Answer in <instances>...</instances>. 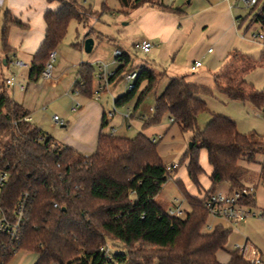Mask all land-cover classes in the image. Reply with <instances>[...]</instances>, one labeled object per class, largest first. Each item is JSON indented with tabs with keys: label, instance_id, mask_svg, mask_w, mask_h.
<instances>
[{
	"label": "trees",
	"instance_id": "1",
	"mask_svg": "<svg viewBox=\"0 0 264 264\" xmlns=\"http://www.w3.org/2000/svg\"><path fill=\"white\" fill-rule=\"evenodd\" d=\"M56 1L59 8L44 13L45 35L30 62L28 82L36 81L49 52L65 36L70 20L82 21L83 15L90 11L80 0ZM117 1L123 9L143 4L170 9L160 0ZM248 9L238 22L251 15L246 28L257 24L264 33V0H258ZM10 26L25 25L5 11L0 46L6 64ZM118 60L121 62L109 76V82L121 72L135 69L127 68L131 61L127 53L122 52ZM255 66L247 56L236 50L230 52L222 69L213 75L215 88L229 99L264 106V88L258 91L244 79ZM146 74L147 83L140 89L135 109L158 81L157 74L151 71ZM93 76L94 68L81 64L75 88L91 95ZM138 84L119 96L115 104L130 100ZM211 93V87L189 82L184 77H172L155 95L151 115L142 121L143 127H149L167 116L180 130L191 132V147L185 155L189 159L188 177L196 185L203 171L197 153L201 148L207 152L211 166L209 188L202 197L193 196L178 180L176 185L189 210L174 216L168 212L170 208L155 201L176 168L163 164L155 138L143 132L126 137L110 130L99 134L92 153L78 154L25 120L29 111L10 97L5 78L1 77L0 165L9 173L1 205L9 212L22 195L25 197L21 237L12 240L0 233V264H6L19 249L36 255L33 264H106L110 257H105L100 248L108 247V242L119 247L111 258L121 264H251L237 248H224L229 228L220 224L207 228L209 215L203 201L207 193L215 192L222 183L228 185V192L246 186L241 181L243 170L239 160L251 162L257 153L264 154V143L252 134L240 132L233 119L216 113L211 114L203 128L199 127L197 115L207 107L198 95ZM106 122L103 117L102 127ZM253 202L254 194L245 199L250 206ZM221 251L228 255L224 262L218 258Z\"/></svg>",
	"mask_w": 264,
	"mask_h": 264
},
{
	"label": "rangeland",
	"instance_id": "2",
	"mask_svg": "<svg viewBox=\"0 0 264 264\" xmlns=\"http://www.w3.org/2000/svg\"><path fill=\"white\" fill-rule=\"evenodd\" d=\"M160 1L174 10L178 9L186 12L196 24L185 44L182 45L175 55L172 54V58L167 62L154 55V49L144 56L141 55L136 47V44L144 36L141 26L137 23V11L143 6L146 7L145 4L127 9L124 12L117 0H80L85 9L90 10V14L86 12L83 15V21L87 19L86 22H80L76 19L70 20L65 36L56 47L58 53L53 62V71L66 70L72 76L75 74L76 68L80 66L79 63L81 61L91 60L97 54L100 61L108 62V71H110L114 66L111 62V50L116 46L123 48L130 55L132 61H136L135 67L138 69L146 68V65H148L147 68L161 69L158 66H164V63H166L164 66V78L145 96L136 109L134 108V103L139 95L140 87L133 92L130 100L123 104H114L115 98L117 99L127 92L122 79L123 72L108 85L106 83V90L98 94V99L105 110L115 107L114 117L107 122L109 127L111 126L110 123L114 124L111 126L115 130L114 134L119 133L122 136L133 137L137 132H143L151 138H156L157 151L163 164L169 167L176 165V168L172 170L170 177L163 184L161 192L155 197V201L164 208L179 206L181 209L188 211L189 206L183 199L176 182L179 180L187 192L193 196L202 197L204 195L210 186L208 175L211 172L206 150L201 148L197 153V160L203 171L199 176V185H196L188 177L187 164L189 159L185 155V151L189 147L191 132L180 130L176 124L170 122L167 116H164L157 125L143 127L138 116L147 113L149 108L154 106L155 95L162 91L169 78L176 74V69L180 71L179 75L185 76L187 81L190 80L212 89L211 94L198 95L199 98L206 102L207 107L205 111L197 115L199 127L203 128L211 114L216 113L233 119L240 132L248 135L252 134L256 140L264 143V115L262 117L255 116L256 107L249 102L227 98L215 88L213 80V75L219 72L229 59V53L236 50L256 64L245 75V81L258 91L263 89L264 55H261V51L264 39H259L255 36L258 32H261L257 24H252L249 28H246L251 15H248L240 23L236 22L237 18L238 20L241 19L239 16L244 17L249 11L248 8L240 4L239 0H228V2L225 0H189V3H187V0ZM230 5L232 6L231 9H229ZM87 33L93 35L95 39L94 49L89 53H86L82 47L84 36ZM99 34L107 37L102 36L103 38L100 39L98 38ZM162 46L160 45V47ZM104 51H108V54L105 55ZM196 60L200 61L202 66L195 71H191L190 65L194 64ZM132 61L127 65V68L132 64ZM145 63L146 65H144ZM93 64L95 68L97 64ZM12 69L14 70V68ZM9 72L3 66L0 78L6 77ZM94 79L95 77L93 76V82H95ZM11 89L9 87L11 98L19 94L16 89L12 93ZM70 94L72 95L73 93L69 92L68 96H65L61 91L53 97L44 99L38 109L39 112L31 121L34 124L37 120L35 118L41 119L42 124H36L59 144V135L65 127H61L60 124L52 126V114L54 113L64 119V116L73 113L71 107L76 101L80 102L82 98L78 96L75 99L76 101H72ZM43 106L45 109H42ZM126 113H128V118L124 117ZM263 163V153H257L251 162H247L244 158L239 160V165L243 170L241 181L247 185L254 186L255 205L253 210L257 212L264 207ZM227 187L226 183H222L216 187L215 191L224 192ZM216 220L222 221L224 225L226 224L223 219H212L214 223ZM229 229L230 232L224 245L225 249H233L234 245L242 247L245 238H248L264 254V218L250 217L245 222L240 223L236 227L231 226ZM107 246L110 255L108 264H121L111 258L114 252L117 249L119 250V247H116L113 242H108ZM226 256V251L219 252L220 259H225ZM33 259V253L19 249L6 264H30Z\"/></svg>",
	"mask_w": 264,
	"mask_h": 264
},
{
	"label": "crops",
	"instance_id": "3",
	"mask_svg": "<svg viewBox=\"0 0 264 264\" xmlns=\"http://www.w3.org/2000/svg\"><path fill=\"white\" fill-rule=\"evenodd\" d=\"M187 3H189V0H187ZM161 4H163L164 6H168L167 4H164L162 2ZM145 5L146 7L143 6L139 8V10L136 9L138 10L137 23L141 26L144 33L143 34L144 36L143 38L140 39V41L142 39H148L152 43L154 42V46L151 48V50L148 53H141V52L140 53L141 55L145 56L148 55L154 49L155 50L154 55H157L158 57L162 58L165 62H167L170 58H172L171 55L172 54L175 55V53L182 47V45L185 44V42L188 40V37L194 30L196 24L195 22H193L192 18L184 11L178 9L174 10L171 7L170 9H168V8H160L156 5L153 6L149 4H145ZM59 6L60 5L56 0H0V31L2 27L3 13L5 11H8L11 16L17 18L18 20L21 21L22 24L25 25L24 27L10 26L7 37V42L8 45L10 46V52H8L7 54L8 62L6 64L4 60V53L2 52L0 46V60L3 61V64L0 66V72H2L4 66L8 71H10L9 74L4 78H7L11 74H13L15 75L17 82L24 84L25 88L23 90H20L17 86H14L12 87L11 91L13 93L14 89H16L19 92V94L13 97V99L19 102L26 110L29 111L30 122L32 121L33 117L36 116L37 113L39 112L38 109L40 107V104L44 101V99L53 97L54 95L60 93L61 91L65 94V96H68V93L72 92L73 94L72 95L70 94V99L72 101H74L75 99L78 98V96H80L82 98L80 99V102L75 100L76 101L75 104L78 103L79 106L75 111L72 110L73 113L71 115L64 116V119L63 118L61 119L58 116L59 119L62 121L60 126L65 127L64 130L59 135L60 137L59 142L63 145H67L71 147L78 154L89 155L96 148L99 134L101 132L110 131V129L112 128L111 126L114 125L113 123H110L111 126L110 127L107 126L108 124L107 122H109L107 121L105 125L102 127L103 113L106 110L103 107V105L100 104L99 99L96 98L97 94L95 91L97 90V87L99 85L104 83L105 80L107 81V85L110 83L108 81L109 76L114 72V70L119 66L121 62L117 60L116 57L114 56V51L119 49L124 53L127 52L120 46L119 47L116 46L115 48H113V50H111L112 51L111 62L114 66L110 69V71H108V66H109L108 62L105 63L100 61L98 54L95 55L94 58L91 60L89 59L88 61L85 62L81 61L79 63V65L84 63L92 67L94 66L93 63H96L97 66L95 68L93 67L94 77L95 74L99 72L101 73L103 72L105 74V77L101 79H97L95 77L94 79L95 82H92L91 95L83 94L79 92L78 89L75 88V82L78 79V70L80 66L76 68V72L72 76H70L69 73L66 72V70H62V71L55 70L53 71L52 77L49 80L45 81V83L42 86L38 87L36 81L28 82L27 73L29 68L28 69L19 68L16 66H12L10 64L11 59H20L30 64L34 54L37 52L39 46L41 45L44 39L45 30H46L44 13L47 10L55 11L59 8ZM126 10L127 9L122 8V11L126 12ZM229 11L231 12V10ZM86 20L85 21L82 20L80 22H86ZM89 36L92 37L93 39V46L90 51L92 52L94 49L95 39L93 35H88L86 36V38ZM102 36L107 37L104 36L103 34H99L98 38L101 39L103 38ZM137 45L138 44H136V47ZM160 45L163 46L160 47ZM55 50L57 55L58 50L56 48ZM107 52L108 51H104V54L107 55L108 54ZM135 62L136 61H132V64H130V66L135 69H138L135 67L136 65ZM164 64L166 65V63ZM194 64L190 65L191 71H195L202 66V63L200 62V65L198 67L192 69L191 67ZM144 65H146V63ZM146 66L148 67V65ZM164 66L161 65L158 66L159 68L161 67V69H153L147 67L138 69L142 72V76H143L142 79L139 81L138 87H140L141 89L146 85L147 71H151L152 73L157 74L159 80L157 81L156 85L160 83L161 79L164 78L163 76V74L165 73ZM12 68H14V70ZM175 71L176 74L172 75L171 78L172 77L185 78L184 75H179L180 71H177L176 69ZM189 82L192 81L189 80ZM105 90H106V86L100 92H104ZM114 100H116V98ZM118 104L119 103H117V105ZM42 109H45V107L43 106ZM152 110H153V106L149 108L147 113L140 114L138 116L141 123L144 117H148L151 115ZM52 115H54V113ZM35 119L37 120L34 123V125L40 127L39 125L42 124V120L41 119L38 120V118ZM31 123L33 124V122ZM36 123H39V125H37ZM54 124L55 123L53 122L52 126H54ZM127 126H129V124H127ZM146 136L150 137L149 135ZM254 205L255 202H253L252 207ZM260 209L264 210V207ZM210 218L216 219L218 217H210V216L208 217L207 224L211 225V227L217 224H220L225 228H230L231 226H233L226 219L220 218L226 222V224L224 225L222 221L216 220L214 223V221H212V219L210 220ZM243 222H245V220L240 223ZM239 224L234 225V227L238 226ZM243 246L245 247L246 255H250L252 250H256L258 254L261 256V259L264 261V254L262 253V250L257 245L253 244L248 238H245ZM235 247L236 245H234L233 249ZM218 258H219V253H218ZM227 259H228V255L226 256L225 259L219 258V260L223 262L226 261ZM35 260H36V255L34 254V259L30 264H33Z\"/></svg>",
	"mask_w": 264,
	"mask_h": 264
},
{
	"label": "built area",
	"instance_id": "4",
	"mask_svg": "<svg viewBox=\"0 0 264 264\" xmlns=\"http://www.w3.org/2000/svg\"><path fill=\"white\" fill-rule=\"evenodd\" d=\"M228 2V0H225ZM240 4L244 5L246 8H249L253 5H255L258 0H239ZM230 8L232 6L230 5ZM236 22H238V19H236ZM259 39H264V34L261 32H258L255 35ZM154 46V43H152L148 39H142L138 45L137 48L139 52L141 53H148L151 48ZM122 51L117 49L114 51V56L116 59H121ZM56 58V50L53 49L49 52V56L47 61L45 62V65L39 74V76L36 79V84L38 87L42 86L45 81L49 80L53 75V62ZM10 64L12 66H16L19 68L28 69L30 64L28 62H25L20 59H11ZM200 65L199 61H196L195 64L191 67L192 69L198 67ZM102 68V67H101ZM95 77L97 79H101L105 77V74L102 72L96 73ZM142 72L138 69H133L130 71H126L122 74V79L125 83V87L127 90H133L136 86V83H138L142 78ZM107 81L105 80L103 84L99 85L97 87V90L95 91L98 98V93L102 91L106 86ZM5 84L7 87H14L17 86L20 90H23L25 88L24 84H21L16 81L15 75L11 74L9 77L5 78ZM115 104V100H114ZM78 103L72 106V110L75 111L78 108ZM115 114V107L113 109H107L103 113V117L105 121H110ZM255 116L262 117L264 115V106L262 107H256L254 111ZM124 117H128V113L124 114ZM25 120H29V116H26L24 118ZM52 120L55 124H61L62 121L59 119V117L54 114L52 116ZM172 120V119H170ZM111 133L114 134V129L111 128ZM161 137V136H160ZM156 139V138H155ZM176 165H173L175 167ZM9 179V173L3 167L0 165V233H4L7 236H9L12 240H18L21 237V228H22V219L24 218V197L25 195H22L15 203L14 207L11 211L6 212L4 208L1 205V196L2 192L7 184V181ZM254 194V186L252 185H246L242 187L239 190H234L231 192H228L227 190L224 192H209L207 193L203 204L206 207L208 211V215L210 217H218L226 219L231 225H237L240 222L246 220L250 217H261L264 218V210H261L259 212L253 210V207L249 204L245 203V199L249 195ZM168 212L171 215L174 216H181L183 215V209H181L179 206L176 208H170ZM207 228H211V225L207 224ZM243 255V257L248 260L251 264H264V261L261 259V256L258 254L256 250H252L250 255H246L245 247H239L236 245V247ZM101 251H104L105 257L109 259V248L104 247L100 248ZM107 262L106 264H108ZM57 264V263H52Z\"/></svg>",
	"mask_w": 264,
	"mask_h": 264
},
{
	"label": "water",
	"instance_id": "5",
	"mask_svg": "<svg viewBox=\"0 0 264 264\" xmlns=\"http://www.w3.org/2000/svg\"><path fill=\"white\" fill-rule=\"evenodd\" d=\"M92 46H93V39L90 37L85 38L83 41V50L86 53H89L92 49ZM189 147H191V142L189 143Z\"/></svg>",
	"mask_w": 264,
	"mask_h": 264
}]
</instances>
